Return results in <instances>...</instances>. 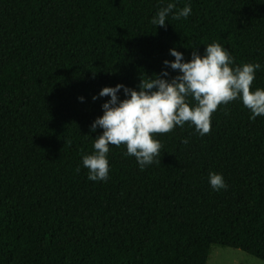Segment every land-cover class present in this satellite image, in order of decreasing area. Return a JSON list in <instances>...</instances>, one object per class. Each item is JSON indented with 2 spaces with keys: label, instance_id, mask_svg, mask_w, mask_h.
<instances>
[{
  "label": "trees",
  "instance_id": "1",
  "mask_svg": "<svg viewBox=\"0 0 264 264\" xmlns=\"http://www.w3.org/2000/svg\"><path fill=\"white\" fill-rule=\"evenodd\" d=\"M169 2L191 15L151 24ZM213 42L260 63L250 90L264 89V0H0V264H207L214 246L264 262V116L239 100L204 136L187 123L154 134L159 162L143 171L123 145L106 182L82 165L109 99L94 95L171 79L169 49L187 61Z\"/></svg>",
  "mask_w": 264,
  "mask_h": 264
},
{
  "label": "clouds",
  "instance_id": "2",
  "mask_svg": "<svg viewBox=\"0 0 264 264\" xmlns=\"http://www.w3.org/2000/svg\"><path fill=\"white\" fill-rule=\"evenodd\" d=\"M176 4L167 3L159 8L150 23L166 26L172 19H187L192 12L191 4H185L177 11ZM191 58L184 59L175 47L169 49L174 60H164L165 68L178 74L165 79L169 72L148 79H141L137 89L116 84L103 87L92 99L109 97L101 108L103 114L91 124V131L102 129V134L93 138V152L82 156V165L88 170L90 181L109 179L108 153L110 145L124 146L123 154L134 157L141 171L157 163L162 145L154 134L169 133L185 123L195 132L204 136L210 132L211 117L218 106L239 100L251 115L250 120L264 116V89H251L260 63L235 64L228 49L219 43L205 45L201 55L197 47L192 48ZM123 90L124 99L119 93ZM83 102L84 97H79ZM188 143L187 139L182 141ZM79 171V168L77 169ZM208 183L213 191L227 190L228 185L222 174L209 172Z\"/></svg>",
  "mask_w": 264,
  "mask_h": 264
},
{
  "label": "rangeland",
  "instance_id": "3",
  "mask_svg": "<svg viewBox=\"0 0 264 264\" xmlns=\"http://www.w3.org/2000/svg\"><path fill=\"white\" fill-rule=\"evenodd\" d=\"M207 264H264V262L240 250L214 246Z\"/></svg>",
  "mask_w": 264,
  "mask_h": 264
}]
</instances>
